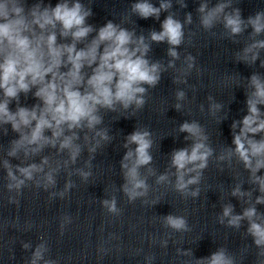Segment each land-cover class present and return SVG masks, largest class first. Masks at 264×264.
Here are the masks:
<instances>
[{
	"label": "clouds",
	"instance_id": "1",
	"mask_svg": "<svg viewBox=\"0 0 264 264\" xmlns=\"http://www.w3.org/2000/svg\"><path fill=\"white\" fill-rule=\"evenodd\" d=\"M92 2L57 0L53 5L51 0H0V140L10 131L16 134L6 147L0 143V170L10 204L18 205V197L26 188L42 189L53 200L64 199L77 186L73 176L86 183L93 175L96 154L115 139L105 125V116L135 117L164 73L173 70L172 83L187 84L196 66V58L189 53L177 67L181 60L178 49L185 43V27L193 24V15L186 12L183 21L178 19L173 0H159V6L151 0H135L120 22L108 20L99 27L88 23L94 15ZM175 3L179 9L187 8L186 0ZM234 4V0H217L214 5L211 0H199V26L214 36L212 30L222 27L221 37L234 44H240L237 38L247 33L243 46L234 53L235 62L253 67L259 61L264 69V10L245 19ZM162 13L167 15L159 31L150 29L147 36L142 29L137 32L133 16L160 21ZM130 23L132 27L126 26ZM161 43L168 45L167 63L149 56L152 44ZM244 80L245 114L232 120L231 146L224 144L217 152L205 127L197 120H185L177 132L186 134L184 140L190 144L173 149L167 169L158 173L152 166L155 141L149 128L136 126L120 145L125 152L120 160L123 183L119 191L129 203L138 199L151 207L160 203L161 196L147 198L152 187L150 177H155L156 185L170 186L183 198L195 199L200 196L199 185L210 160L219 171L227 168L233 173L236 182L229 195L239 202L241 211L237 213L230 201L223 203L217 222L237 232L243 228V236L251 239V245L244 246L239 260L223 246L201 258H195L192 249L177 248L178 255L193 257L194 264H242L250 247L256 249L254 264H264V211L258 208L264 206V73L254 71ZM174 96L172 107L181 112L187 93L177 88ZM29 97L35 103L27 104ZM206 99L209 115L219 124L229 118L228 112L217 115L224 111L223 103L212 95ZM200 111H204L203 104ZM85 151L83 166H76ZM61 172L67 176L64 186L52 191ZM100 204L113 216L122 213L115 195L100 200ZM161 221L164 228L176 233L191 230L185 216L168 214ZM71 222L70 216L62 217L61 234ZM31 227L26 224L25 231ZM38 240L34 248L31 242L21 241L25 251L31 250L25 264H59L49 256L47 240L42 235ZM160 246L166 248L168 239L161 240ZM153 259L152 255L145 257L147 264Z\"/></svg>",
	"mask_w": 264,
	"mask_h": 264
}]
</instances>
